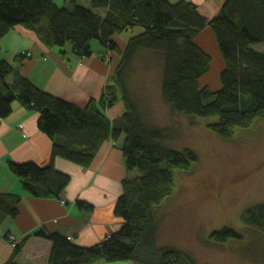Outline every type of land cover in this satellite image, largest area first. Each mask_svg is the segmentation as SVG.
<instances>
[{
	"label": "trees",
	"instance_id": "trees-1",
	"mask_svg": "<svg viewBox=\"0 0 264 264\" xmlns=\"http://www.w3.org/2000/svg\"><path fill=\"white\" fill-rule=\"evenodd\" d=\"M65 2L69 6L54 0H0V41L21 25L44 46L60 49L61 55L69 45L74 56L89 57L94 54L95 41L100 45L97 55L104 58L109 51H117L113 36L140 28L124 50L118 51L115 74L124 112L113 121L104 114V107L117 100L113 86H106L99 101L91 99L79 107L40 88L23 73L29 52L7 59L0 47V119L7 117L13 103L18 102L38 114V130L51 141L49 165L10 162V169L30 196L59 199L70 176L55 168V157L88 168L103 141L110 139L115 144L123 136L120 149L125 168L127 173L136 170L137 174L121 182L122 193L114 206L120 228L99 243L76 245L65 235L45 228L34 235L51 241L49 264L124 260L196 264L190 253L158 242L157 208L174 190L175 171L190 170L198 155L189 147L175 148L167 129L149 120L131 87V74L137 60L152 58L161 72L163 101L170 109L206 118L218 136L231 138L235 129L264 117V50L256 48L264 44V0H221L210 17L202 16L197 5L186 0H90V7L78 4V0ZM205 30H210L221 63L210 80L207 77L214 61L199 41ZM20 201L16 193H0V223L18 216ZM76 205L86 211L92 209L85 201L77 200ZM242 219L264 232V201L244 210ZM10 235L7 233L8 241ZM209 237L224 244L232 238L241 240L242 234L224 226ZM23 241L17 240L12 258L5 264H15Z\"/></svg>",
	"mask_w": 264,
	"mask_h": 264
},
{
	"label": "crops",
	"instance_id": "crops-1",
	"mask_svg": "<svg viewBox=\"0 0 264 264\" xmlns=\"http://www.w3.org/2000/svg\"><path fill=\"white\" fill-rule=\"evenodd\" d=\"M169 1L174 3L179 0ZM186 1L196 4L198 12L204 17H210L221 2ZM140 31V28H133L113 36L117 51H109L104 58L97 55L100 48L98 42H92L95 51L89 57L74 56L69 45L64 47L65 52L61 55L60 49L44 46L36 35L24 27L17 32L30 36V41H33L30 48L12 45L14 37H9V32L1 39L0 47L2 52H8L5 56L7 59L17 53L29 52L31 57L24 62L23 73L40 88L79 107H84L91 99L99 101L106 86H113L117 100L112 106L104 107V114L113 121L124 112L115 74L120 56L118 51H123L129 38ZM205 34L211 36L210 30H205ZM14 47L17 48L16 52ZM37 118L36 112L14 102L12 112L0 119V193L10 192L21 196L18 216L7 217L0 223V264L8 262L14 251L6 238L7 233L19 242L24 239L21 251L14 257L15 264H49L51 241L34 235V232L42 228L65 235L76 245L90 246L99 243L120 228L121 219L114 214V206L122 193L121 182L126 176L137 174L136 170L127 173L125 168L120 149L124 138L122 136L115 144L110 139L103 141L88 168L55 157V168L70 176V182L61 198L30 196L19 177L11 171L9 163L33 161L40 166L51 163V141L38 130ZM20 124L22 128L19 127ZM77 200L87 202L92 209H80L76 205ZM97 264L137 263L124 260Z\"/></svg>",
	"mask_w": 264,
	"mask_h": 264
},
{
	"label": "rangeland",
	"instance_id": "rangeland-1",
	"mask_svg": "<svg viewBox=\"0 0 264 264\" xmlns=\"http://www.w3.org/2000/svg\"><path fill=\"white\" fill-rule=\"evenodd\" d=\"M54 1L69 6L65 0ZM78 4L91 6L90 0ZM21 27L9 32L14 37L11 44L30 48V36L17 32ZM201 44L214 61L210 80L221 63L211 36L203 35ZM256 48L264 50V44ZM161 78L156 62L142 57L131 74V87L149 120L167 129L175 148L193 149L198 161L190 170L175 171L174 190L155 207L160 218L158 242L190 253L196 264H264V232L242 219L244 210L264 201V117L224 139L208 126V119L173 112L163 101ZM224 226L240 232L242 239L213 242L211 232Z\"/></svg>",
	"mask_w": 264,
	"mask_h": 264
},
{
	"label": "built area",
	"instance_id": "built-area-1",
	"mask_svg": "<svg viewBox=\"0 0 264 264\" xmlns=\"http://www.w3.org/2000/svg\"><path fill=\"white\" fill-rule=\"evenodd\" d=\"M62 203H64V202L62 201ZM9 240L11 241V242L10 241L9 242H10L12 247H14L17 244V240H16V238L13 235L9 236Z\"/></svg>",
	"mask_w": 264,
	"mask_h": 264
}]
</instances>
